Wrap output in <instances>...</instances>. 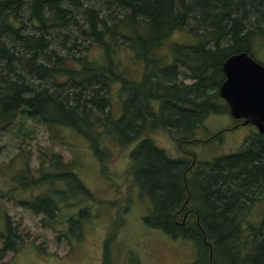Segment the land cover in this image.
<instances>
[{"label":"trees","instance_id":"obj_1","mask_svg":"<svg viewBox=\"0 0 264 264\" xmlns=\"http://www.w3.org/2000/svg\"><path fill=\"white\" fill-rule=\"evenodd\" d=\"M178 30L198 41L173 44L164 59L158 51ZM257 39L264 42V0H0V129L19 116L71 128L104 167L113 157L107 140L121 147L139 141L128 173L150 200L149 227L192 240L196 264L201 258L210 264L211 256L212 264H264V215L258 225L244 227L245 215L264 199V133L205 162L174 158L149 136L166 130L179 143H191L196 139L188 135L209 115L230 113L219 94L223 64L241 51L254 57ZM122 50L143 66L140 81L121 69ZM114 83L123 102L118 118L111 109ZM50 163L53 169L39 177L25 167L14 177L17 185L66 181L67 189L53 185L21 201L26 207L52 220L54 193L96 199L74 161L53 153ZM88 215L81 210L70 219L79 239ZM6 221L0 264L20 239L9 216ZM111 240L105 241L106 258Z\"/></svg>","mask_w":264,"mask_h":264},{"label":"rangeland","instance_id":"obj_2","mask_svg":"<svg viewBox=\"0 0 264 264\" xmlns=\"http://www.w3.org/2000/svg\"><path fill=\"white\" fill-rule=\"evenodd\" d=\"M197 41L187 31H175L158 55L168 59L173 44L192 45ZM255 50L254 57L264 64L263 40L257 39ZM129 54L128 50L118 53L121 69L127 78L140 81L143 66ZM119 91V83H114L111 109L116 118L123 112ZM235 123L230 113L211 114L188 135L196 139L191 143H179L178 137L166 130L151 132L149 136L174 158L194 159L195 156L198 162L212 161L238 151L249 136L258 132L252 123L237 127ZM2 125L0 122V128ZM217 133L219 136H214ZM138 142L121 147L107 140L113 157L104 167L88 142L71 128L19 116L0 129V235L7 234L6 217L9 216L11 226L20 237L16 239L18 249L9 251L2 264H103L105 241L111 236L114 264H196L199 251L192 240L175 238L144 222L150 200L140 195L133 175L128 173L130 153ZM53 153L60 154L67 163L75 162L73 170L96 199L84 201L82 196L67 194L65 197L54 193L58 208L55 218L50 220L46 213H35L21 201H32L55 187L67 189L68 182H56L54 187L45 181L38 187L24 189L17 185L19 182L14 177L28 166L38 177L42 171L53 169L50 163ZM81 210H87L89 215L82 223L79 239V229L72 226L70 219L79 217ZM263 215L264 199L256 202L245 215L244 227L258 225ZM2 237L0 247L4 242ZM204 263L201 258L200 264Z\"/></svg>","mask_w":264,"mask_h":264},{"label":"water","instance_id":"obj_3","mask_svg":"<svg viewBox=\"0 0 264 264\" xmlns=\"http://www.w3.org/2000/svg\"><path fill=\"white\" fill-rule=\"evenodd\" d=\"M223 71L226 79L219 94L229 104L230 114L236 120L243 119V125L252 123L264 133V64L241 51L226 59Z\"/></svg>","mask_w":264,"mask_h":264},{"label":"flooded vegetation","instance_id":"obj_4","mask_svg":"<svg viewBox=\"0 0 264 264\" xmlns=\"http://www.w3.org/2000/svg\"><path fill=\"white\" fill-rule=\"evenodd\" d=\"M236 120V119H235ZM239 125H243V119H240V120H236V123H235V127H237V126H239ZM254 125V124H253ZM258 129V128H257ZM194 160H195V158H194ZM195 162V161H194ZM195 164V163H194ZM193 164V165H194ZM188 211L186 212V217L188 216ZM185 217V218H186ZM185 221V220H184ZM184 223V222H183ZM111 250V246H110V248H109V251ZM109 251H108V253H107V255H108V258H106L105 257V255H106V249H105V254H104V263L103 264H114V262H113V260H111V254H112V252H111V254L109 253ZM111 257V258H110ZM115 264H123V263H120V262H116ZM195 264V263H194Z\"/></svg>","mask_w":264,"mask_h":264}]
</instances>
